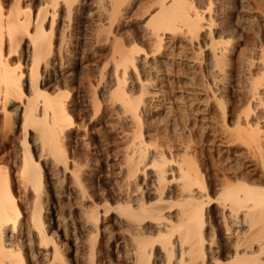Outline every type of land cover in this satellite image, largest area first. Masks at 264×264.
<instances>
[{
	"label": "bare ground",
	"instance_id": "1",
	"mask_svg": "<svg viewBox=\"0 0 264 264\" xmlns=\"http://www.w3.org/2000/svg\"><path fill=\"white\" fill-rule=\"evenodd\" d=\"M209 14L194 0H0V264H114L117 252L122 264H264V43L260 59L240 58ZM177 34L208 48L229 88L246 82L239 106L216 91L209 102L221 168L208 126L200 140L196 125L146 127L163 93L148 84L157 55ZM105 126L122 133L121 161L103 149Z\"/></svg>",
	"mask_w": 264,
	"mask_h": 264
},
{
	"label": "rangeland",
	"instance_id": "2",
	"mask_svg": "<svg viewBox=\"0 0 264 264\" xmlns=\"http://www.w3.org/2000/svg\"><path fill=\"white\" fill-rule=\"evenodd\" d=\"M200 1V2H199ZM243 1V2H242ZM239 0V2H237V0H194V5L202 10V11H207L209 16L211 15L213 18V20H215V24H214V30H215V27H219L216 28V32L217 34H214L215 36V39L217 37L216 40H219V38H224L225 40H230L231 41V44L234 45L235 47V51L237 52V55L239 54V57L242 58V54L244 52L243 55L244 57L243 58H246V57H250L253 55V57L255 58H259L260 59V56L257 54V51L256 53L254 52L253 48H256V46H259L262 43H264V0ZM223 2V3H222ZM198 3V4H197ZM201 5H200V4ZM204 3V4H202ZM211 3V6L209 5ZM218 3V4H217ZM220 3V4H219ZM223 4V5H222ZM226 5V6H225ZM228 5V6H227ZM232 5V6H230ZM238 5V6H237ZM242 5V6H241ZM244 6V8H243ZM211 7V10L209 11L208 8ZM221 7V8H220ZM137 8V7H136ZM224 8V9H223ZM238 8V9H237ZM223 9V10H222ZM237 10V11H235ZM244 12H243V11ZM223 11V12H221ZM247 11V12H246ZM241 12V13H240ZM222 13V15H221ZM224 14V15H223ZM226 14V15H225ZM228 15V16H227ZM262 16V17H261ZM224 17V19H223ZM260 17V18H259ZM207 18H209L207 16ZM219 19V20H218ZM222 19V20H221ZM242 19V20H241ZM245 19V20H244ZM263 19V20H262ZM234 20V21H233ZM248 20V21H247ZM255 20H257V22H255ZM261 20V21H260ZM224 21H225V24H224ZM238 21V22H237ZM241 23H240V22ZM229 22V23H228ZM221 23V24H220ZM228 23V24H227ZM237 23V24H236ZM240 23V24H239ZM248 23V24H247ZM256 24V25H255ZM217 25V26H216ZM222 25V26H221ZM228 25V26H227ZM238 25V27L236 26ZM241 25V27L239 26ZM252 25V26H251ZM221 26V28H220ZM223 26H227L228 28H232V30L228 29L229 32H225L224 31L226 29H224ZM258 26H260L258 28ZM223 27V29H222ZM237 27V28H236ZM240 27V28H239ZM246 27V28H245ZM250 27V28H249ZM252 27V28H251ZM254 27V28H253ZM244 28H245V31H244ZM222 29V30H221ZM247 29V30H246ZM253 29V31L251 30ZM255 29V30H254ZM262 29V30H261ZM236 30H237V33H236ZM260 30V31H259ZM223 31V32H222ZM247 31V32H246ZM222 32V33H221ZM221 33V34H220ZM224 33V34H223ZM230 33H233V37H232V34L231 36L229 35ZM238 33L240 35H238ZM244 34V35H243ZM224 37H223V36ZM229 35V36H228ZM242 35V36H241ZM254 35V37H253ZM239 36V37H238ZM87 37L88 36H85L84 38L87 40ZM167 37H170V36H167ZM257 37V38H256ZM236 38V42L235 41H232V40H235ZM243 38V39H242ZM176 39V40H175ZM185 39V40H184ZM240 40V41H239ZM244 40V41H243ZM253 40L255 41L253 43ZM258 40V42H257ZM239 41V42H237ZM261 41V42H260ZM168 42V43H166ZM173 42V43H172ZM235 42V43H234ZM171 43V44H170ZM253 43V44H252ZM165 47L164 49L162 48L161 51H160V54L159 56L157 55V60L161 63L158 62V69L156 71V75L154 74V77L158 76L159 75V69H161V73L164 72V73H160V81L156 82L155 84L153 83L154 81H151L150 83V87H152V90L150 89V91L154 92L156 91H163V93H161L162 95H160V97H157L154 99V104L151 103L153 105V107H158L157 109L154 108L155 110L152 109V111L149 113V117L147 118L148 121H147V124L146 125H150L149 126H146L147 128L151 127L152 129H148L149 131V135L151 134V137L155 136L156 132H162V133H173L172 131H176L177 127L179 128L176 132L177 135H180V133H183L181 135H188L187 131H185V127L186 125H189L187 126L188 129L191 128V126H194L196 125L195 129L196 131L198 132V136H201L203 135V128H210V133H212V136H208L209 137V140H210L208 143H206V145L204 146L207 150H209V155H208V159H209V163L211 166H215L217 165V167L221 168L222 165H224V163L226 162V158H227V148L224 147V145L220 142V137H214L216 134L214 133V130H216L215 128H218V124L220 121V118H219V111H218V106H210V103L213 102V99L211 98V96L214 98V92L217 93L216 96H218V98L220 99V96L223 97L221 99L225 100V99H229L230 98H233V102H235V106H239V102H240V99H239V96H238V92L240 90V88L242 89V87L240 86H243L246 84L245 82V79H242L241 82H236L233 84L234 85H239V87L236 89L234 86L233 89L232 87L230 86L229 88V85L227 83V81H224L223 76H222V73L220 74L219 72H211L205 65H207V58H208V48L207 47H204L203 43H201V46H202V51H203V54H199L201 53L202 51L198 50V49H195V48H191V46L188 44V41L186 40V38L180 34H177L176 36H174V39L171 38V41H168L166 40L165 41ZM170 44V45H169ZM174 44V45H173ZM252 45V46H251ZM254 45V47H253ZM233 47V48H234ZM247 47L246 49H248V52L246 49H243ZM167 48V49H166ZM185 48V49H184ZM191 48V49H190ZM207 48V49H205ZM250 48V49H249ZM204 49V50H203ZM253 51H252V50ZM240 50H242L240 52ZM251 50V51H250ZM257 50H258V47H257ZM250 51V52H249ZM100 52L102 54H99L100 56H98L96 58L95 61H97V69H100L101 71L104 70L105 67H111L112 66V57L110 54H108V51H103V50H100ZM107 53L105 55V53ZM172 52V53H171ZM253 52V53H251ZM181 53V54H180ZM249 53V54H248ZM196 54V56H195ZM199 54V55H198ZM255 54V56H254ZM103 55V56H101ZM179 57H178V56ZM198 55V57H197ZM246 55V57H245ZM258 57H257V56ZM176 56V57H175ZM106 57V58H105ZM108 57V58H107ZM111 57V58H109ZM100 60L103 59V60ZM180 59V60H179ZM174 60V61H173ZM192 60V62H191ZM204 61V63H201L200 61ZM99 61V62H98ZM103 61V62H102ZM200 62V63H197V62ZM95 62L92 63V65L96 64ZM99 63V64H98ZM106 63L108 64V66H106ZM191 63V64H190ZM195 64V67H192V65ZM198 64H201L200 66H198ZM203 64V66H202ZM100 65H102L100 67ZM197 65V66H196ZM104 66V67H103ZM161 66V67H160ZM100 67V68H99ZM200 67V68H199ZM103 68V69H101ZM205 68H207L205 70ZM194 69V70H193ZM202 69V71H200ZM209 70V72H208ZM204 71V72H203ZM159 72V73H158ZM166 72V73H165ZM198 72V73H196ZM98 73V72H97ZM96 73V74H97ZM201 73H203L201 75ZM205 73V74H204ZM213 73V74H212ZM225 72L223 71V74ZM99 74V73H98ZM97 74V75H98ZM158 74V75H157ZM219 74V75H218ZM210 75V76H209ZM221 75V76H220ZM153 76V74H152ZM164 76V77H163ZM208 76V77H207ZM203 77V78H202ZM219 78L222 79V84L221 81L220 83L218 84L217 82H219V80L215 82V79L216 78ZM222 77V78H221ZM146 78V77H145ZM147 78H149V75L147 76ZM215 78V79H214ZM201 79V80H200ZM214 79V80H213ZM204 80V81H202ZM217 83L218 85H216L215 83ZM151 83H152V86H151ZM205 83V84H204ZM216 85L214 86L213 85ZM241 83V84H240ZM158 84V85H157ZM194 84V85H193ZM221 84V85H220ZM156 85V86H155ZM165 85V86H164ZM188 85V86H187ZM209 85V86H207ZM228 85V87L226 86ZM164 86V87H163ZM180 86V87H178ZM187 86V87H186ZM220 86V87H219ZM207 87V89L205 88ZM210 87V88H209ZM212 87V88H211ZM218 88V89H215ZM156 88V89H155ZM161 88V89H160ZM214 88V89H213ZM220 88V89H219ZM138 89V88H137ZM137 89L135 88V90L137 91ZM188 89V90H187ZM228 89V90H227ZM231 91H230V90ZM239 89V90H238ZM166 90V91H164ZM207 90V91H206ZM210 90V91H209ZM212 90H214L212 92ZM235 90V91H234ZM185 91V92H184ZM204 91V92H203ZM218 91V92H217ZM225 91V92H224ZM230 91V92H229ZM230 93L228 95V93ZM235 92V93H234ZM137 93H139V90L137 91ZM137 93H135V96H139L137 95ZM220 93V94H219ZM227 93V94H226ZM160 94V93H159ZM165 96H164V95ZM213 94V95H212ZM235 94V95H234ZM84 95V94H83ZM226 95L228 97H226ZM232 95V97H231ZM169 96V97H168ZM184 96V97H183ZM195 96V97H194ZM188 98V99H187ZM210 98V100H209ZM238 98L237 101H235L236 99ZM158 99V100H157ZM195 99V100H194ZM208 99V100H207ZM162 100V101H161ZM168 100V101H167ZM190 100V101H189ZM183 101V102H182ZM211 101V102H210ZM171 102V103H170ZM193 102V103H192ZM210 102V103H209ZM225 103L227 102V100L224 101ZM184 104V105H181ZM192 103V104H191ZM157 104V105H155ZM239 104V105H238ZM159 105V106H158ZM207 105H208V108H207ZM186 106V107H185ZM152 107V108H153ZM160 107V108H159ZM177 108V109H176ZM185 108V109H184ZM192 110H191V109ZM180 109V110H179ZM205 109V110H204ZM220 109V108H219ZM157 110V111H156ZM194 110V111H193ZM217 110V111H216ZM169 111V113H168ZM172 111V112H170ZM153 112V113H152ZM176 112V113H175ZM181 113V114H180ZM171 114V115H170ZM169 118H168V117ZM173 116V117H172ZM176 116V117H175ZM180 116V117H179ZM165 117V118H164ZM167 117V118H166ZM193 117V118H192ZM180 118V119H179ZM207 118V119H206ZM210 118V120H209ZM215 118V119H214ZM159 119V120H157ZM162 119V120H160ZM166 119V121H165ZM170 119V120H169ZM185 120V122H182L181 120ZM205 119V120H204ZM172 120V121H171ZM178 120V121H177ZM183 120V121H184ZM154 121L156 123H154ZM161 121V124L158 123ZM163 121V122H162ZM174 121V122H173ZM187 121V122H186ZM217 121V122H216ZM151 122H153V124H151ZM182 122V123H181ZM164 123V124H163ZM177 123V124H176ZM187 123V124H185ZM93 126H95V131H97L98 127H99V124L98 122H94V123H91ZM158 124L160 125L158 127ZM175 127H173L174 125ZM182 124V125H181ZM185 124V126L183 125ZM178 125V126H177ZM158 128H156V127ZM165 126V127H163ZM181 126V127H180ZM210 126V127H209ZM216 126V127H215ZM107 127V128H106ZM170 127V128H169ZM104 128V127H103ZM154 128H156L157 130L155 131ZM163 128V130H161ZM167 128L168 129V132H167ZM176 129V130H173V129ZM212 128V129H211ZM111 130L113 129L112 127L110 128ZM110 129L108 128V126H105V131H102V136H104L105 140L106 141V144L103 145V149H105V152L110 154L112 159H115L116 157H118L117 159H119V161L122 160V155L120 154V150H123L125 148V143L122 139V133L119 132V130H115L113 129L112 131H110ZM160 129V130H159ZM166 129V130H165ZM181 129H183L181 131ZM202 129V130H201ZM152 130V132H151ZM164 130L166 132H164ZM171 130V131H170ZM114 131V132H113ZM180 133H179V132ZM109 132V133H108ZM155 132V133H153ZM112 133V134H111ZM179 133V134H178ZM20 133H16L15 134V137H18ZM85 134V131L82 130L81 131V134L80 135H84ZM152 134H154L152 136ZM17 135V136H16ZM201 136L198 138L200 140ZM14 137V142H15V146H17V149H19L18 145L19 144L18 142L20 141L19 138L21 137H18V138H15ZM211 137H214V138H211ZM197 139V140H198ZM155 142V141H154ZM208 144V145H207ZM223 145V146H222ZM209 147V148H207ZM118 148V149H117ZM118 150V151H117ZM211 154V155H210ZM211 156V157H210ZM213 160V161H212ZM224 160V161H223ZM8 162V161H7ZM213 162V163H212ZM213 164V165H212ZM116 169V168H115ZM114 174V177L116 178L117 177V171L114 170L113 171ZM112 177V175L110 176ZM62 198L59 200V206L60 208H62L63 212L66 211V209H68L69 207H65V204L68 205L69 201L65 199H63L62 201ZM64 202V203H63ZM62 204V205H61ZM69 206V205H68ZM108 234L105 235V242H108L109 240V236H107ZM108 238V239H107ZM107 239V240H106ZM84 248H81L79 249V252H81L82 254L84 253V251H81L83 250ZM118 253V252H117ZM115 253L114 254V262L117 264H122L120 263V261L117 259L118 258V254ZM80 254V253H79ZM81 254V255H82ZM115 255L117 256V258L115 257ZM117 259V260H115ZM114 263V264H115Z\"/></svg>",
	"mask_w": 264,
	"mask_h": 264
}]
</instances>
